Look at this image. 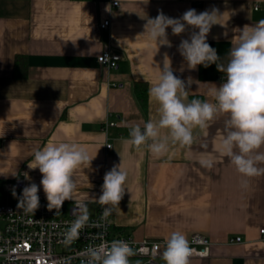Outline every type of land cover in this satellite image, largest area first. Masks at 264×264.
<instances>
[{
  "label": "crops",
  "instance_id": "obj_1",
  "mask_svg": "<svg viewBox=\"0 0 264 264\" xmlns=\"http://www.w3.org/2000/svg\"><path fill=\"white\" fill-rule=\"evenodd\" d=\"M112 2L0 0V182L27 172L31 179H25L26 186L36 183L39 199L46 198L40 186L42 174L28 168L33 151L49 143L75 142L95 158L90 168L77 171L74 200L63 206L85 200L89 213H95L101 205L93 197L101 195L105 173L122 163L128 190L110 215L117 231L137 239H167L174 231L187 238L201 233L212 241L210 253L191 257L190 264H264V232L260 231L264 228V175L251 178L248 188L241 187L244 178L217 151L223 119L196 129L190 148L171 146L161 158L147 148L136 150L124 143L132 125L143 128L150 118H158L149 87L159 67L163 68L165 53L174 75L186 84L188 77L193 80L187 86L188 101L191 94H201L211 102L210 89L223 82L224 74L215 64L187 68L177 48L192 29L179 36L167 29L172 47L158 48L140 36L147 18H155L160 11L180 18L189 9L197 13L219 9L223 26L213 25L207 42L220 57L217 63L226 65L238 36L235 29L264 19V0ZM105 19L110 24L101 28ZM107 47L121 54L114 68L98 62ZM19 55L25 57V66L17 75ZM142 81L148 86L145 106L135 90V83ZM109 121L116 124L108 125ZM202 154L215 158L212 169L200 166ZM17 191L19 200L22 191ZM236 236L241 241L231 240ZM158 260L165 264L161 257Z\"/></svg>",
  "mask_w": 264,
  "mask_h": 264
},
{
  "label": "clouds",
  "instance_id": "obj_2",
  "mask_svg": "<svg viewBox=\"0 0 264 264\" xmlns=\"http://www.w3.org/2000/svg\"><path fill=\"white\" fill-rule=\"evenodd\" d=\"M118 3V0H116ZM222 14L212 8L197 13L189 9L180 18H171L162 11L155 18H147L144 31L140 36L159 46L172 47L167 29L179 36L192 29L188 39H182L178 52L188 69L195 70L215 64L224 74L223 82L210 89L209 100H187V86L193 83L188 77L184 80L174 75L171 60L165 53L163 68L149 87V96L157 105L158 118H150L143 124L130 127L129 139L125 145L136 150L147 148L152 156L161 158L168 154L171 146L190 148L195 142L194 131L204 130L210 123L223 119V133L217 151L226 157L237 173L244 179L242 188L249 187L253 177L264 175V19L254 25L235 29L238 36L233 40L228 53L227 64L217 63L220 57L207 42L213 25H222ZM183 71V67L181 68ZM108 147L111 148L110 145ZM202 147L207 148V145ZM95 156H90L81 144L62 141L45 145L33 151L28 164L30 170L39 169L42 186L51 211H60L65 201L74 200L78 187L76 173L81 168H90ZM198 163L201 167L212 169L215 158L202 154ZM127 171L122 163L114 165L103 177L101 195L93 197L103 208L102 218L107 219L119 206L126 191ZM25 179H31L24 173ZM128 190V189H127ZM39 187L30 183L22 190L18 208L25 213L35 214L40 206ZM12 195L16 197L15 187ZM72 209L75 219L66 232L65 243L78 239L80 231L89 221L87 203L75 201ZM85 264H130L135 255L130 244L123 240L103 242L85 250ZM165 264H190L193 249L185 234L172 232L160 253Z\"/></svg>",
  "mask_w": 264,
  "mask_h": 264
},
{
  "label": "built area",
  "instance_id": "obj_3",
  "mask_svg": "<svg viewBox=\"0 0 264 264\" xmlns=\"http://www.w3.org/2000/svg\"><path fill=\"white\" fill-rule=\"evenodd\" d=\"M112 4L118 5L119 2L113 0ZM109 24L110 20L105 19L100 26L107 28ZM97 59L100 64L114 68L118 65L121 54L107 47ZM115 124V121L108 123ZM106 145L112 146V143L108 142ZM1 184L22 191L26 187V180L20 174L10 181L0 182ZM39 200L40 206L35 214L25 213L18 208V204L0 201V264H85L87 258L83 253L86 249L113 240L128 242L135 251L132 257L142 259V264H162L158 259L167 239H137L132 235L123 234L114 228L110 216L106 220L102 218L101 206L95 213L89 214L88 224L80 231L79 238L66 244V232L75 219L72 212L75 201L68 206L67 212L62 206L56 214V209H48L46 198ZM260 231L263 233L264 228ZM187 239L193 249L192 257L209 255L212 241L208 236L193 233ZM241 239L240 236L231 238L232 241Z\"/></svg>",
  "mask_w": 264,
  "mask_h": 264
},
{
  "label": "trees",
  "instance_id": "obj_4",
  "mask_svg": "<svg viewBox=\"0 0 264 264\" xmlns=\"http://www.w3.org/2000/svg\"><path fill=\"white\" fill-rule=\"evenodd\" d=\"M25 57L22 55L17 56L16 58V65H15V74H21V70L20 67L25 66ZM135 90L138 96L139 101L141 102V104H143L144 106L147 105V99H148V86L146 84V82H136L135 83ZM192 99H200V100H204L203 95L201 94H191L189 101H191Z\"/></svg>",
  "mask_w": 264,
  "mask_h": 264
},
{
  "label": "rangeland",
  "instance_id": "obj_5",
  "mask_svg": "<svg viewBox=\"0 0 264 264\" xmlns=\"http://www.w3.org/2000/svg\"><path fill=\"white\" fill-rule=\"evenodd\" d=\"M3 184V183H2ZM2 184L0 185V201L2 202H9V203H18L19 200L12 195L11 190H7L5 188H1ZM16 191V196L19 194V191ZM65 212H67L68 207L63 206ZM91 214V213H89ZM130 264H142L143 260L140 258L130 257Z\"/></svg>",
  "mask_w": 264,
  "mask_h": 264
}]
</instances>
